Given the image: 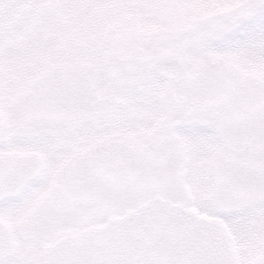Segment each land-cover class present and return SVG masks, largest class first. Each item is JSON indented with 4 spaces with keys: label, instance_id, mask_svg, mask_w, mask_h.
Masks as SVG:
<instances>
[{
    "label": "snow or ice",
    "instance_id": "6c2138e0",
    "mask_svg": "<svg viewBox=\"0 0 264 264\" xmlns=\"http://www.w3.org/2000/svg\"><path fill=\"white\" fill-rule=\"evenodd\" d=\"M0 264H264V0H0Z\"/></svg>",
    "mask_w": 264,
    "mask_h": 264
}]
</instances>
